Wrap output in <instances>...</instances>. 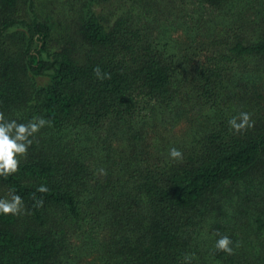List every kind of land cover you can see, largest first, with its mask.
Here are the masks:
<instances>
[{
  "label": "trees",
  "instance_id": "trees-1",
  "mask_svg": "<svg viewBox=\"0 0 264 264\" xmlns=\"http://www.w3.org/2000/svg\"><path fill=\"white\" fill-rule=\"evenodd\" d=\"M0 112V264H264V0H0Z\"/></svg>",
  "mask_w": 264,
  "mask_h": 264
},
{
  "label": "clouds",
  "instance_id": "clouds-1",
  "mask_svg": "<svg viewBox=\"0 0 264 264\" xmlns=\"http://www.w3.org/2000/svg\"><path fill=\"white\" fill-rule=\"evenodd\" d=\"M97 73L99 69H95ZM239 120V123L237 122ZM49 123L42 117H33L28 123H17L16 120H5L4 113L0 112V176L7 178L9 175L16 173L19 165V157H26L28 147L31 145L32 137L41 127ZM229 126L236 132L251 127L250 114L240 113L238 117L229 120ZM169 155L173 159H182L181 152L172 148ZM38 192L44 193L48 189L45 185L37 188ZM43 199L36 201L37 207L42 206ZM23 209V200L19 195L12 194L11 199H0V213L8 215L20 214ZM231 240L228 236H222L216 241L215 247L219 251L231 254L233 249L230 247ZM189 258L186 256L185 260Z\"/></svg>",
  "mask_w": 264,
  "mask_h": 264
}]
</instances>
